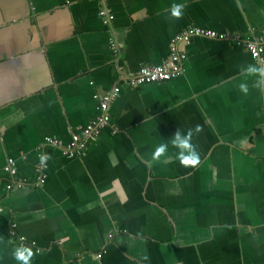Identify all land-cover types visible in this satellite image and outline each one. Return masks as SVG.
Here are the masks:
<instances>
[{
    "label": "crops",
    "instance_id": "obj_1",
    "mask_svg": "<svg viewBox=\"0 0 264 264\" xmlns=\"http://www.w3.org/2000/svg\"><path fill=\"white\" fill-rule=\"evenodd\" d=\"M195 26L228 36L178 42L175 77L126 80ZM263 30L264 0H0V264L17 245L30 264H264V42L263 62L244 43ZM115 85L82 155L45 143L79 138ZM189 130L195 166L171 143ZM7 158L24 187L4 189Z\"/></svg>",
    "mask_w": 264,
    "mask_h": 264
},
{
    "label": "built area",
    "instance_id": "obj_2",
    "mask_svg": "<svg viewBox=\"0 0 264 264\" xmlns=\"http://www.w3.org/2000/svg\"><path fill=\"white\" fill-rule=\"evenodd\" d=\"M99 14L106 19H111L113 14L109 12L107 8L101 7ZM202 35L206 37H218L225 38L228 36V33H218L212 29H204L201 27H188L179 33H177L171 39L170 52L168 59L161 64L154 65H143L137 71L127 76L126 80L132 84L151 82V81H161L170 79L179 75L183 70V61L186 58V53L178 48V42L186 41L189 42L193 36ZM263 42H264V30L263 34L256 36L253 39H246L245 46L250 51L253 58L259 62H263ZM120 91L119 85H115L112 88L108 89L102 96L98 97L99 104V114L95 119L83 126L81 129V135L79 138H74L73 140L63 143L60 139L56 137H46L45 143L59 147L64 150V153L69 156L82 155L84 153L83 147L86 143V140L97 134L99 128L107 125L110 122V113L109 106L111 101L117 96ZM43 162H39L35 166L37 179L43 180ZM3 171L7 174L10 179H7L4 184V189H11L12 187H24L27 184V180L23 178L13 179L12 177L17 173L16 162L12 158H7L5 164L3 165ZM15 226V224H13ZM99 254H97L98 256Z\"/></svg>",
    "mask_w": 264,
    "mask_h": 264
},
{
    "label": "clouds",
    "instance_id": "obj_3",
    "mask_svg": "<svg viewBox=\"0 0 264 264\" xmlns=\"http://www.w3.org/2000/svg\"><path fill=\"white\" fill-rule=\"evenodd\" d=\"M184 6L182 4H173L170 9L171 16L179 17L181 16V9ZM249 72H257L260 71L264 73V69H257L255 67H249ZM240 89L244 92L248 91V87L246 84H240ZM199 129L197 128V131ZM193 132L189 130L186 134H181L179 131L176 132L174 138L172 139L171 143L174 146H179L180 153L178 155V159L180 160L181 164L185 166H195L200 161V156L196 151L195 145L191 143ZM167 144L161 143L159 144L154 153L153 158H159L163 156L166 152ZM12 256L20 262V264H30L31 257L33 256V250L30 247L24 245H17L12 250Z\"/></svg>",
    "mask_w": 264,
    "mask_h": 264
}]
</instances>
